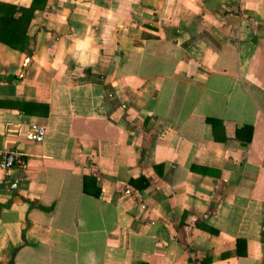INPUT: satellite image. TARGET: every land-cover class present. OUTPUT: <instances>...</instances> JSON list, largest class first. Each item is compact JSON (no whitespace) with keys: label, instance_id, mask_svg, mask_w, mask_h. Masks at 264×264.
<instances>
[{"label":"crops","instance_id":"1","mask_svg":"<svg viewBox=\"0 0 264 264\" xmlns=\"http://www.w3.org/2000/svg\"><path fill=\"white\" fill-rule=\"evenodd\" d=\"M0 2V264H264V0Z\"/></svg>","mask_w":264,"mask_h":264},{"label":"trees","instance_id":"2","mask_svg":"<svg viewBox=\"0 0 264 264\" xmlns=\"http://www.w3.org/2000/svg\"><path fill=\"white\" fill-rule=\"evenodd\" d=\"M35 2L29 6H16L0 2V40L12 47L24 49L27 42L26 27L34 10ZM20 14L15 16V12Z\"/></svg>","mask_w":264,"mask_h":264},{"label":"clouds","instance_id":"3","mask_svg":"<svg viewBox=\"0 0 264 264\" xmlns=\"http://www.w3.org/2000/svg\"><path fill=\"white\" fill-rule=\"evenodd\" d=\"M171 2H172V0H169V3H171ZM182 2L187 9H190L191 11H193L195 13H199V11H200L199 0H182ZM250 6H251V0H248L246 7H250ZM76 47L81 49V50L87 51L90 47V38H85L83 40H77L76 41ZM81 59H82V61L87 63V57L86 56H82Z\"/></svg>","mask_w":264,"mask_h":264},{"label":"built area","instance_id":"4","mask_svg":"<svg viewBox=\"0 0 264 264\" xmlns=\"http://www.w3.org/2000/svg\"><path fill=\"white\" fill-rule=\"evenodd\" d=\"M46 131V127L44 125H36L35 126V134L34 137L37 141H41L44 137V133ZM5 151L0 149V169L5 168Z\"/></svg>","mask_w":264,"mask_h":264},{"label":"water","instance_id":"5","mask_svg":"<svg viewBox=\"0 0 264 264\" xmlns=\"http://www.w3.org/2000/svg\"><path fill=\"white\" fill-rule=\"evenodd\" d=\"M11 160H12V153H11V152H8V153L6 154V159H5V161H6V165H7V166L10 165Z\"/></svg>","mask_w":264,"mask_h":264}]
</instances>
